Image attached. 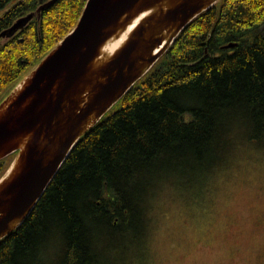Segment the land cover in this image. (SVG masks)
I'll return each instance as SVG.
<instances>
[{
    "label": "trees",
    "instance_id": "16d2710c",
    "mask_svg": "<svg viewBox=\"0 0 264 264\" xmlns=\"http://www.w3.org/2000/svg\"><path fill=\"white\" fill-rule=\"evenodd\" d=\"M47 1L17 2L0 17V33ZM86 3L56 0L0 38V104L74 29ZM117 104L0 240V264H118L117 254L144 240L164 179L177 174L201 188L242 147L264 149V0H219L196 16ZM17 155L0 159V179Z\"/></svg>",
    "mask_w": 264,
    "mask_h": 264
},
{
    "label": "water",
    "instance_id": "95a60500",
    "mask_svg": "<svg viewBox=\"0 0 264 264\" xmlns=\"http://www.w3.org/2000/svg\"><path fill=\"white\" fill-rule=\"evenodd\" d=\"M55 1L16 20L0 38ZM218 1L87 0L74 29L0 104V159L18 152L0 179V240L31 214L79 139ZM138 17L125 42L102 58L105 43Z\"/></svg>",
    "mask_w": 264,
    "mask_h": 264
},
{
    "label": "rangeland",
    "instance_id": "374dc122",
    "mask_svg": "<svg viewBox=\"0 0 264 264\" xmlns=\"http://www.w3.org/2000/svg\"><path fill=\"white\" fill-rule=\"evenodd\" d=\"M19 1L7 3L0 17ZM178 176L154 192L145 238L117 254L118 264H264V149L242 147L201 188Z\"/></svg>",
    "mask_w": 264,
    "mask_h": 264
},
{
    "label": "bare ground",
    "instance_id": "6f19581e",
    "mask_svg": "<svg viewBox=\"0 0 264 264\" xmlns=\"http://www.w3.org/2000/svg\"><path fill=\"white\" fill-rule=\"evenodd\" d=\"M139 18L140 17H138L137 19L133 20L130 25H128L125 29L121 30L120 33H118L117 35L113 36L112 38H110L105 43V45L102 48V58H105L106 56L111 54L116 48H118L119 46H121V44L123 42H125V40L127 39L129 33L133 30L134 26L138 22ZM24 84L25 83L21 84L19 86V89L22 88L24 86Z\"/></svg>",
    "mask_w": 264,
    "mask_h": 264
},
{
    "label": "clouds",
    "instance_id": "9594fccd",
    "mask_svg": "<svg viewBox=\"0 0 264 264\" xmlns=\"http://www.w3.org/2000/svg\"><path fill=\"white\" fill-rule=\"evenodd\" d=\"M51 239H52L53 244L57 242V237L55 235H53ZM51 251L53 253L52 259H54L55 258L54 253L56 251V248L53 247ZM176 264H185V262L183 260L178 259Z\"/></svg>",
    "mask_w": 264,
    "mask_h": 264
}]
</instances>
